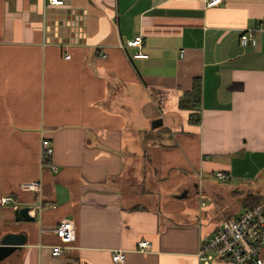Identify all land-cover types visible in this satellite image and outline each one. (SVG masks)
<instances>
[{"label":"crops","instance_id":"0c3cea01","mask_svg":"<svg viewBox=\"0 0 264 264\" xmlns=\"http://www.w3.org/2000/svg\"><path fill=\"white\" fill-rule=\"evenodd\" d=\"M206 2L0 0V243L26 236L0 264H204L201 239L264 195V29L240 43L264 0ZM196 78L200 125L179 106ZM65 217L76 239L54 255Z\"/></svg>","mask_w":264,"mask_h":264},{"label":"built area","instance_id":"2783aa9c","mask_svg":"<svg viewBox=\"0 0 264 264\" xmlns=\"http://www.w3.org/2000/svg\"><path fill=\"white\" fill-rule=\"evenodd\" d=\"M45 4L51 6H62L66 0H44ZM223 0H207L208 7L218 5ZM264 29V15L259 21L258 28H248L241 32L240 43L243 46L255 47L258 45L257 30ZM138 47L139 51L134 53L135 58H146L148 55L141 51L143 46V36H136L128 42V46ZM70 55H67L69 58ZM42 160L54 152V147L50 140L43 138L41 142ZM57 170L55 165L51 166ZM218 178L225 179L224 172L217 173ZM40 182L37 180L22 183L25 190H40ZM13 196L0 198L1 204L15 202ZM38 213L42 210L41 203L36 207H31L30 211ZM55 232L61 240V244H56L52 248L54 255L62 254L65 247L76 239V227L70 218H62L55 227ZM153 247L149 240L138 242V250L148 251ZM264 247V202L247 207L241 214L228 219H222L221 224L216 231L209 237H203L200 241L198 258L204 264H210L215 261H225L228 264H264L262 249ZM113 259L124 262L125 252L123 250H114Z\"/></svg>","mask_w":264,"mask_h":264},{"label":"trees","instance_id":"16d2710c","mask_svg":"<svg viewBox=\"0 0 264 264\" xmlns=\"http://www.w3.org/2000/svg\"><path fill=\"white\" fill-rule=\"evenodd\" d=\"M201 81L199 78L194 80L192 90L184 94L179 100V106L183 109H188L189 123L200 125L201 123ZM246 207L258 205L264 202V195L250 194L245 199Z\"/></svg>","mask_w":264,"mask_h":264},{"label":"water","instance_id":"95a60500","mask_svg":"<svg viewBox=\"0 0 264 264\" xmlns=\"http://www.w3.org/2000/svg\"><path fill=\"white\" fill-rule=\"evenodd\" d=\"M187 195V192L184 191L182 194H179L178 198H183ZM30 207L25 206L22 208H18L16 210V220L17 221H34L36 219L35 216L30 215L29 213ZM26 242V236L22 234H7L4 236L0 243V262L6 260L9 256H11L20 245Z\"/></svg>","mask_w":264,"mask_h":264}]
</instances>
